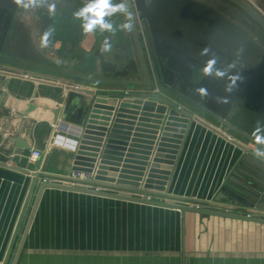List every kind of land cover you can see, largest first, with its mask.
I'll return each instance as SVG.
<instances>
[{
  "label": "crops",
  "instance_id": "obj_1",
  "mask_svg": "<svg viewBox=\"0 0 264 264\" xmlns=\"http://www.w3.org/2000/svg\"><path fill=\"white\" fill-rule=\"evenodd\" d=\"M75 3L79 0H56L55 15L46 7L28 15L19 11L23 25L34 30L35 40L50 25L56 29L51 38L53 50L52 46L38 50L35 40L19 45L22 53L28 51L27 58L58 60L82 73L94 72L96 67L88 63L96 54L90 52L91 38L93 50L105 37L111 47L120 44L111 33H84L72 15ZM66 85L119 89L0 64V264L17 245L16 231L23 229L31 209L33 174H40L38 181L74 171L72 151L81 93L65 90ZM30 104L35 109L27 113ZM251 106L243 103L238 118L264 124V112L259 116L262 106L257 120ZM56 109L60 110L58 119L53 115ZM226 135L243 142L234 134ZM16 137L29 149L15 148ZM33 149L42 152L38 165L28 161ZM241 154L229 141L190 122L173 165L168 166L165 195L151 197L210 206ZM17 264H264V225L45 188Z\"/></svg>",
  "mask_w": 264,
  "mask_h": 264
},
{
  "label": "water",
  "instance_id": "obj_2",
  "mask_svg": "<svg viewBox=\"0 0 264 264\" xmlns=\"http://www.w3.org/2000/svg\"><path fill=\"white\" fill-rule=\"evenodd\" d=\"M225 1L241 9L264 31L263 15L250 3ZM133 4L136 17L129 3V29L136 60L129 59L126 46L115 45L102 55L96 53L94 60L88 61L90 66L92 62L96 67L93 76L39 66L17 57V60L6 58L0 49V64L3 65L119 88L65 86V90L72 88L81 93L72 170L93 174L95 185L102 188L48 182L44 177L37 181L40 174H33L31 191L35 187V196L31 209L23 229L19 233L18 227L16 231L18 243L9 249L4 264H17L45 188L176 209L183 215L195 212L264 225V215H246L253 210L264 213V163L254 157L257 144L250 135L256 124L239 119L237 114L238 108L246 102L252 104L256 120L259 106H262L259 116L264 112V43L214 8L200 3L181 0L178 5L169 0H133ZM142 30L153 56L155 79L147 70L139 39ZM204 48L207 53L202 55ZM213 58L216 60L214 67L224 72L223 77H217L215 71L212 75L205 74L206 62ZM138 67L141 77L128 78L124 70L136 73ZM112 68L115 70L112 77L103 75ZM9 75L14 76L10 72ZM154 87L159 91L154 92ZM201 88L207 89L208 94H199L196 90ZM34 109L30 104L27 113ZM59 112V109L53 111L55 119ZM190 122L206 127L242 153L210 206L150 198L165 195L170 174L168 166L173 165L174 155ZM217 125L223 129L218 130ZM226 133L236 135L243 142ZM13 142L15 148L29 149L19 137Z\"/></svg>",
  "mask_w": 264,
  "mask_h": 264
},
{
  "label": "clouds",
  "instance_id": "obj_3",
  "mask_svg": "<svg viewBox=\"0 0 264 264\" xmlns=\"http://www.w3.org/2000/svg\"><path fill=\"white\" fill-rule=\"evenodd\" d=\"M13 3L23 11H35L40 8H47L51 15L56 13V0H13ZM130 0H120L119 3L115 0H85L82 7L72 13L73 18L80 21V27L86 34L99 32L115 34L117 26L112 21V17L117 14L125 17V22L119 25L120 30H128L131 27V13L129 11ZM56 32L55 26L50 25L42 33L37 34L34 41L36 48L40 51L48 49L51 46V38ZM111 49V42L108 37H105L101 46V51L108 52ZM207 53V48L201 50V54ZM216 60L210 59L206 62L205 74L212 75L215 71L217 77H223L224 72L215 68ZM226 91H231V88H226ZM201 95H207V89L196 90ZM227 102V101H224ZM253 136L257 148L253 153L254 157L261 163H264V124L257 121L256 127L250 133Z\"/></svg>",
  "mask_w": 264,
  "mask_h": 264
},
{
  "label": "flooded vegetation",
  "instance_id": "obj_4",
  "mask_svg": "<svg viewBox=\"0 0 264 264\" xmlns=\"http://www.w3.org/2000/svg\"><path fill=\"white\" fill-rule=\"evenodd\" d=\"M172 1V3H177L179 5V2H181V0H169ZM191 3V0H189ZM115 2L119 3L120 0H115ZM193 2V1H192ZM85 3V0H79V4H73L72 6L74 8H80L83 6V4ZM133 12L135 14L134 11V7H133V0H130ZM235 6V5H234ZM241 10V9H240ZM19 11H23L22 9H20L18 6H16L13 3V0H9L7 2H5L4 0H0V37H1V32L3 33L2 38H3V42L2 45L0 47L1 51H3L5 53V55L3 57L6 58H20V59H24V61L29 62H35V64L39 65V66H45V67H50V68H55L58 70H65L68 72H75L78 74H83V75H95L93 72H86V73H82L83 71H79L77 68H68L65 67V64L61 61L58 60H53V61H39V60H33V59H29L27 58L26 55H28V51L22 53L20 46L23 47V44L25 42H30V41H34L35 40V34H34V30H27V28L25 27V25H23V21H21L20 15L21 13H19ZM32 14V11H28V14ZM136 17V14H135ZM122 19H124L125 21V17L121 16L119 14H117L116 16L112 17V21L114 22V24L117 26V31L115 32V34L113 35L115 37L116 40L120 41V44L118 45H124L127 47L128 53H129V59L130 60H136V50H135V46H134V42L132 40V35L130 32V29L128 30H120L119 29V25L121 23H123ZM139 23V22H138ZM240 24V23H239ZM243 28H245L242 24H240ZM141 26V25H140ZM141 35V36H140ZM139 35V39H140V43L143 49V53H144V57L146 60V66H147V70L149 72V74L152 75V77L155 79V72H154V65H153V56L151 53V49L148 43V40L146 38L145 33L143 32V30L141 31ZM254 35V34H253ZM107 36V35H106ZM95 37V35H94ZM260 40V38H259ZM90 52L91 55H94L95 53H100L101 55L103 54V51H101V46L103 44V41H101V43L98 45L97 48L94 49V41L93 38H91L90 40ZM263 42V41H262ZM20 45V46H19ZM52 46V50H53V44L51 43ZM49 49V48H48ZM97 50V51H96ZM154 50V48H153ZM47 51V49H46ZM23 54V55H22ZM154 54H155V50H154ZM16 55V56H14ZM48 55V54H47ZM16 58V60H17ZM19 68V67H17ZM101 71V70H100ZM111 70L103 73V75L108 76V77H112L115 71L112 68ZM127 75L128 78H140L141 77V71L139 70L138 67V71L136 73H134L131 70H124ZM123 71V72H124ZM102 74V71L99 73Z\"/></svg>",
  "mask_w": 264,
  "mask_h": 264
},
{
  "label": "rangeland",
  "instance_id": "obj_5",
  "mask_svg": "<svg viewBox=\"0 0 264 264\" xmlns=\"http://www.w3.org/2000/svg\"><path fill=\"white\" fill-rule=\"evenodd\" d=\"M192 1L214 8L223 17L229 19L230 21H233L239 26H241L240 24H242L245 27L244 29L246 31H248L250 34H254L258 39L260 38V40L264 43V31L256 23H254L242 10L234 6L232 3H229L225 0H191V2ZM246 1L250 3L264 17V0Z\"/></svg>",
  "mask_w": 264,
  "mask_h": 264
},
{
  "label": "built area",
  "instance_id": "obj_6",
  "mask_svg": "<svg viewBox=\"0 0 264 264\" xmlns=\"http://www.w3.org/2000/svg\"><path fill=\"white\" fill-rule=\"evenodd\" d=\"M159 89L157 87H154V92H158ZM46 153V151H45ZM42 157V152L40 150L33 149L30 151V155L28 157V161L30 164H36L40 162V159ZM45 181L48 182H54V181H61L66 182L71 185H81V186H87V187H95L96 189H101V186L95 185L94 175L86 172L81 171H71L68 174H65L63 176H54V177H44ZM152 198V197H150ZM248 217L253 216H263L264 213L261 211L253 210L251 212H248L246 214Z\"/></svg>",
  "mask_w": 264,
  "mask_h": 264
},
{
  "label": "bare ground",
  "instance_id": "obj_7",
  "mask_svg": "<svg viewBox=\"0 0 264 264\" xmlns=\"http://www.w3.org/2000/svg\"><path fill=\"white\" fill-rule=\"evenodd\" d=\"M184 3H187V2L184 1Z\"/></svg>",
  "mask_w": 264,
  "mask_h": 264
}]
</instances>
